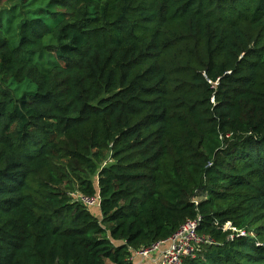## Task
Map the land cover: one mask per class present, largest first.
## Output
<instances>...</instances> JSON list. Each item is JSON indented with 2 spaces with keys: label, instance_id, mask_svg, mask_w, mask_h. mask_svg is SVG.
<instances>
[{
  "label": "trees",
  "instance_id": "16d2710c",
  "mask_svg": "<svg viewBox=\"0 0 264 264\" xmlns=\"http://www.w3.org/2000/svg\"><path fill=\"white\" fill-rule=\"evenodd\" d=\"M188 220L183 264H264V0H0V264H134Z\"/></svg>",
  "mask_w": 264,
  "mask_h": 264
},
{
  "label": "built area",
  "instance_id": "2783aa9c",
  "mask_svg": "<svg viewBox=\"0 0 264 264\" xmlns=\"http://www.w3.org/2000/svg\"><path fill=\"white\" fill-rule=\"evenodd\" d=\"M81 202L87 206L100 208V198L80 197ZM229 225H227L228 227ZM205 239L198 234L197 220H188L169 240L156 243L135 253L142 259H148L155 253H160L156 264H183L186 258L195 257L198 247Z\"/></svg>",
  "mask_w": 264,
  "mask_h": 264
},
{
  "label": "crops",
  "instance_id": "0c3cea01",
  "mask_svg": "<svg viewBox=\"0 0 264 264\" xmlns=\"http://www.w3.org/2000/svg\"><path fill=\"white\" fill-rule=\"evenodd\" d=\"M159 258H160V253H155L148 259H142L139 256L134 255L133 261L134 264H156Z\"/></svg>",
  "mask_w": 264,
  "mask_h": 264
},
{
  "label": "rangeland",
  "instance_id": "374dc122",
  "mask_svg": "<svg viewBox=\"0 0 264 264\" xmlns=\"http://www.w3.org/2000/svg\"><path fill=\"white\" fill-rule=\"evenodd\" d=\"M81 196H82V194H80V193H75V194H74V198L77 199V200H79ZM80 201H81V199H80ZM88 207H89V210H90L93 214H97V212H98V210H99V208H98L97 206H92V207L88 206Z\"/></svg>",
  "mask_w": 264,
  "mask_h": 264
}]
</instances>
